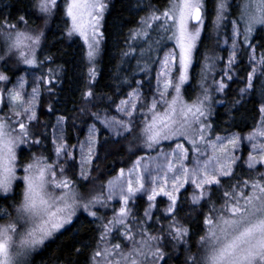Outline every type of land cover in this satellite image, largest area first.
<instances>
[{
	"label": "snow or ice",
	"instance_id": "1",
	"mask_svg": "<svg viewBox=\"0 0 264 264\" xmlns=\"http://www.w3.org/2000/svg\"><path fill=\"white\" fill-rule=\"evenodd\" d=\"M114 6L0 8V264H264V0H127L105 92Z\"/></svg>",
	"mask_w": 264,
	"mask_h": 264
},
{
	"label": "trees",
	"instance_id": "2",
	"mask_svg": "<svg viewBox=\"0 0 264 264\" xmlns=\"http://www.w3.org/2000/svg\"><path fill=\"white\" fill-rule=\"evenodd\" d=\"M13 3V0H0V8H3L6 4ZM127 0H114V8L111 14L107 17L108 25V41L104 46L101 58L99 61V73L98 76V89L101 91H110L107 87L108 84L112 83V74L115 71V65L118 63V37L122 31H127L130 25L127 21L130 19V14L124 7ZM13 14L15 11L13 10ZM53 31L56 32V37L50 35L49 42L52 43L54 40L59 39V31L53 26ZM83 42L78 38L73 41H65L62 44H57L56 48L52 49L54 55L57 56V63L63 64L66 69L67 79L65 87L69 84L73 89L77 88L82 84L80 79L81 72H86L87 68L81 58V49ZM59 49V51H57ZM236 88L237 85H233ZM78 95V94H77ZM221 113L224 109L220 108ZM112 159V157H110ZM62 240H67V237H62ZM56 244H53L51 249L45 251L42 256L36 258V264H41L42 260H47L50 255V251H54Z\"/></svg>",
	"mask_w": 264,
	"mask_h": 264
},
{
	"label": "rangeland",
	"instance_id": "3",
	"mask_svg": "<svg viewBox=\"0 0 264 264\" xmlns=\"http://www.w3.org/2000/svg\"><path fill=\"white\" fill-rule=\"evenodd\" d=\"M101 54H102V53H101ZM100 58H101V56H100L99 59H98L97 68L99 67V61H100Z\"/></svg>",
	"mask_w": 264,
	"mask_h": 264
}]
</instances>
